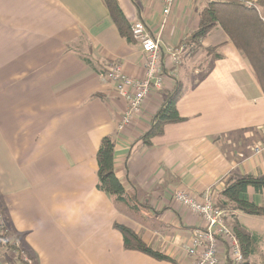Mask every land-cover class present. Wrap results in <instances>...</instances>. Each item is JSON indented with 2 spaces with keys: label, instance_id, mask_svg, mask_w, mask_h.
<instances>
[{
  "label": "crops",
  "instance_id": "1",
  "mask_svg": "<svg viewBox=\"0 0 264 264\" xmlns=\"http://www.w3.org/2000/svg\"><path fill=\"white\" fill-rule=\"evenodd\" d=\"M118 1L131 25L141 21L160 38L168 68L171 51L198 29L213 0H177L167 18L157 1L138 11ZM201 45L197 53L186 48L177 74L166 69L163 87L119 130L128 104L84 59L104 71L117 61L142 79L146 57L139 43L122 38L102 0H0V199L12 245L37 264H172L127 251L118 224L176 264H191L186 249L204 223L175 192L210 193L217 203L231 175H264V94L254 71L221 28ZM187 58L192 81L185 87ZM178 84L185 121L145 146L139 139ZM107 136L116 141V175L138 210L97 189V153ZM246 198L264 207V192L249 189ZM236 217L260 239V254L248 262L264 264V217ZM3 252L0 264H21ZM226 253L221 247L220 257Z\"/></svg>",
  "mask_w": 264,
  "mask_h": 264
},
{
  "label": "trees",
  "instance_id": "2",
  "mask_svg": "<svg viewBox=\"0 0 264 264\" xmlns=\"http://www.w3.org/2000/svg\"><path fill=\"white\" fill-rule=\"evenodd\" d=\"M102 2L108 9L122 38L128 43H132V25L127 20L119 1L102 0ZM216 28H221L232 44L248 60L264 94V1L213 0L201 12L198 29L191 34L183 45L186 46L189 53H197L202 48L203 40ZM84 61L90 67L95 68L99 74H104L105 71L94 67L90 59L85 58ZM182 94L183 89L179 84L172 91L166 93L165 101L152 119L150 129L139 139L142 144L151 146L152 140L162 136L168 125L185 121L177 109V103ZM115 150L116 141L111 136L102 139L97 153L99 180L97 189L114 197L116 202L132 210H138L142 205L134 197L128 196L126 188L116 175ZM249 189H253L257 194L263 193L264 175H231L216 203V207L225 212L226 221L233 222L232 230L240 243L245 259L244 264H251L248 259L260 254V239L239 223L236 212L264 217V207H259L246 198ZM115 228L123 235L124 246L127 251L139 252L157 261L176 264L169 256L150 247L132 229L118 224L115 225ZM6 230L4 226L0 225V250L16 252L17 259L21 264H26L22 260L23 256L26 255L34 264H37L34 256L25 247L11 245ZM17 237L22 239L21 236Z\"/></svg>",
  "mask_w": 264,
  "mask_h": 264
},
{
  "label": "built area",
  "instance_id": "3",
  "mask_svg": "<svg viewBox=\"0 0 264 264\" xmlns=\"http://www.w3.org/2000/svg\"><path fill=\"white\" fill-rule=\"evenodd\" d=\"M162 4L163 16L167 18L172 13L177 0H154ZM133 40L139 43L146 57V74L142 79L131 78L124 73L123 66L117 62H110L101 78L105 83L113 85L116 92L127 102L128 108L119 125V130L128 126L135 115L141 112L144 101L150 96L153 88H162L165 82V70H171L176 75L182 63L181 55L186 46L182 45L179 51H171V63L168 68L161 57V41L152 35L145 23L137 21L131 26ZM261 148H256L260 154ZM174 199L197 214L204 226L197 228L186 249L191 258V264H244L245 259L240 243L225 219V212L216 207L214 197L205 193L201 199L177 191ZM227 251L226 257H220V249ZM22 260L26 264H34L26 256Z\"/></svg>",
  "mask_w": 264,
  "mask_h": 264
},
{
  "label": "rangeland",
  "instance_id": "4",
  "mask_svg": "<svg viewBox=\"0 0 264 264\" xmlns=\"http://www.w3.org/2000/svg\"><path fill=\"white\" fill-rule=\"evenodd\" d=\"M128 2L135 8V10L136 11H138V9H137V6H141V7H145L146 5H147V3L149 2H151L150 0H128ZM200 60L201 59H199V63H200ZM189 61H190V59L189 58H187L186 60H185V62H184V64H186L187 66H186V68L185 69H183L182 70V74H183V78H184V86L185 87H188V86H190L191 85V73H190V67H191V65H190V63H189ZM203 65H205L204 63H203ZM185 87H183L182 86V89H183V92H185ZM214 199H215V197H214ZM0 215H2V217H1V221H0V223L2 222V224H0V225H2V226H4L7 230H6V234L8 233L9 234V232H8V228L10 229V226H9V221H8V218L6 217L7 215H6V211H5V208H4V206L2 205V200L0 199ZM11 230V229H10ZM231 230H232V228H231ZM7 234V235H8ZM12 234H13V232H12ZM9 237V236H8ZM9 239V238H8ZM12 245V244H11ZM4 252H3V255H4V257L6 258V259H9V255H13V254H15V256H16V252H13V251H6V250H4V249H2ZM27 256V255H26ZM27 258H29L28 256H27ZM30 259V258H29ZM12 261V260H11ZM10 261V262H11ZM9 262V261H8ZM16 262V261H15Z\"/></svg>",
  "mask_w": 264,
  "mask_h": 264
}]
</instances>
